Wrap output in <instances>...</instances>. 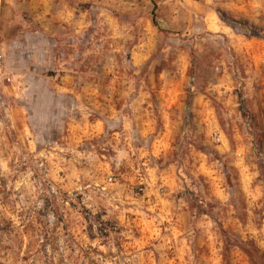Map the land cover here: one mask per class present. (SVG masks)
I'll return each instance as SVG.
<instances>
[{"label": "rangeland", "instance_id": "obj_1", "mask_svg": "<svg viewBox=\"0 0 264 264\" xmlns=\"http://www.w3.org/2000/svg\"><path fill=\"white\" fill-rule=\"evenodd\" d=\"M63 2L49 64L0 77V264H264V0ZM22 74L96 78L86 90L122 107L97 116L108 128L132 111L125 92L140 95L132 152L102 150L105 130L95 157H79L77 136L64 156L20 148Z\"/></svg>", "mask_w": 264, "mask_h": 264}, {"label": "crops", "instance_id": "obj_2", "mask_svg": "<svg viewBox=\"0 0 264 264\" xmlns=\"http://www.w3.org/2000/svg\"><path fill=\"white\" fill-rule=\"evenodd\" d=\"M69 11V6H64L63 0H0V52L4 55V64L17 67L37 66L41 62L49 64V56L51 57L53 53V42L56 44L64 41L62 31L67 28ZM32 34L41 36V43L36 48L27 44ZM28 52H31V55H28ZM92 79L80 75L48 74H22L17 77L14 82L16 91L13 122L19 147L34 152L41 146L51 145L61 150L64 156L70 146L77 144V147H80L79 157L91 155L95 157L99 147L98 138L104 136L102 131L105 130L108 139L106 143L102 141V150L106 148L114 152L112 153L114 156L116 151L121 152L124 148V153L128 156L134 148L133 121L129 117L134 116L135 98L140 95H134L133 91L125 92V107H129L132 111L128 118H125V122L115 123V126H112L114 128H108L100 123L97 116L104 111L106 115L116 118L122 107L117 108L115 102H102L101 90H86L85 83L99 82L96 78ZM56 83L58 85L54 90ZM108 95L110 96L111 93L109 92ZM141 98V108L148 116L144 119L147 123L146 129L155 132L153 119L149 118L154 114L150 108L152 104L149 93L142 92ZM70 107L77 110L75 120L68 116ZM156 113L160 112L156 111ZM86 115L93 117L90 119ZM163 120L166 123L165 115ZM59 123L61 126H58ZM57 126L62 130L61 136L54 134ZM39 128L46 131V144L43 141L38 142L34 137V131ZM163 129L167 130L166 127ZM76 136L80 141L75 144ZM99 154L103 156V153Z\"/></svg>", "mask_w": 264, "mask_h": 264}, {"label": "built area", "instance_id": "obj_3", "mask_svg": "<svg viewBox=\"0 0 264 264\" xmlns=\"http://www.w3.org/2000/svg\"><path fill=\"white\" fill-rule=\"evenodd\" d=\"M3 58H4V57H3V54L0 52V77H2V74H3V65H4V59H3ZM6 80H7L8 82L11 81L10 78H6Z\"/></svg>", "mask_w": 264, "mask_h": 264}, {"label": "trees", "instance_id": "obj_4", "mask_svg": "<svg viewBox=\"0 0 264 264\" xmlns=\"http://www.w3.org/2000/svg\"><path fill=\"white\" fill-rule=\"evenodd\" d=\"M152 15H153V20L155 19V14H154V11L152 12ZM155 23V22H154Z\"/></svg>", "mask_w": 264, "mask_h": 264}]
</instances>
